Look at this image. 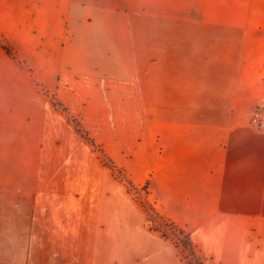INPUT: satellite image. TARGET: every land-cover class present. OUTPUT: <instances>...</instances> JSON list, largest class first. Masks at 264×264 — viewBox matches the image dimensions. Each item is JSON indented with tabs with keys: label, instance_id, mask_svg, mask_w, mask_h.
I'll list each match as a JSON object with an SVG mask.
<instances>
[{
	"label": "crops",
	"instance_id": "0c3cea01",
	"mask_svg": "<svg viewBox=\"0 0 264 264\" xmlns=\"http://www.w3.org/2000/svg\"><path fill=\"white\" fill-rule=\"evenodd\" d=\"M219 2L144 43L137 0H0V264H191L69 119L200 264H264V0Z\"/></svg>",
	"mask_w": 264,
	"mask_h": 264
},
{
	"label": "rangeland",
	"instance_id": "374dc122",
	"mask_svg": "<svg viewBox=\"0 0 264 264\" xmlns=\"http://www.w3.org/2000/svg\"><path fill=\"white\" fill-rule=\"evenodd\" d=\"M228 8L229 3L222 4L219 0H137L135 8L130 9V11H136V14L141 13L143 15L142 39L144 43H149L151 31H231V21L218 18L221 11L223 9L228 10ZM56 106L59 110H62L59 104H56ZM69 122L80 136L98 152L102 162L111 169L115 178L126 186L132 199L144 209L147 214L149 229L153 232L156 231L152 228L159 229L171 239L181 241L183 235H176L172 232L170 226L166 224L168 219L161 215L160 209L150 199L147 186L141 188L131 186L123 171L114 169L110 165L101 154L100 148L80 129L79 123L72 119H69ZM153 210L158 215L157 217L152 213ZM158 234L160 235V233ZM170 238L167 239L176 246ZM177 243L176 248L180 255L187 259L192 258L191 250L185 247L183 243Z\"/></svg>",
	"mask_w": 264,
	"mask_h": 264
},
{
	"label": "trees",
	"instance_id": "16d2710c",
	"mask_svg": "<svg viewBox=\"0 0 264 264\" xmlns=\"http://www.w3.org/2000/svg\"><path fill=\"white\" fill-rule=\"evenodd\" d=\"M152 213H154V215L157 217L158 215L155 213V211L153 210V212ZM166 224H168V226H170V229L172 230V232L173 233H175L176 235H178V236H181V235H183L182 236V240L181 241H179V240H177V239H175V240H173V239H171L169 236H167V235H165L163 232H161L159 229H154V228H152L154 231H156L157 233H160V235L162 236V237H164V238H170L175 244H176V246H177V242H179V243H183V245L185 246V247H188L190 250H191V254H192V258H190V259H187L186 257H184L185 259H187L191 264H200V262L198 261V259L196 258V256H195V254H194V250H193V247L191 246V244L189 243V241H188V238H187V235H185L184 233H183V231L181 230V229H179V228H177L172 222H170V221H166Z\"/></svg>",
	"mask_w": 264,
	"mask_h": 264
},
{
	"label": "built area",
	"instance_id": "2783aa9c",
	"mask_svg": "<svg viewBox=\"0 0 264 264\" xmlns=\"http://www.w3.org/2000/svg\"><path fill=\"white\" fill-rule=\"evenodd\" d=\"M249 125L253 128L260 129L264 127V110L258 107L249 119Z\"/></svg>",
	"mask_w": 264,
	"mask_h": 264
}]
</instances>
